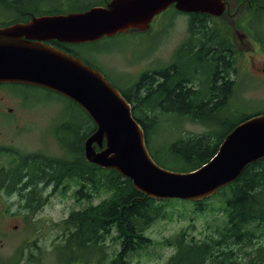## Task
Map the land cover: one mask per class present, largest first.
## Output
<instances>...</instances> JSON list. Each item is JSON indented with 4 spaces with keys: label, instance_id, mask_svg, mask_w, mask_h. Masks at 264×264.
I'll list each match as a JSON object with an SVG mask.
<instances>
[{
    "label": "trees",
    "instance_id": "1",
    "mask_svg": "<svg viewBox=\"0 0 264 264\" xmlns=\"http://www.w3.org/2000/svg\"><path fill=\"white\" fill-rule=\"evenodd\" d=\"M42 1L46 0L34 3L30 0H0V7L10 13L0 22V27L27 21L32 16L82 12L94 6H104L110 0H57L50 6L40 5ZM70 1L75 3L71 8L68 7ZM188 16V36L176 49L171 63L144 72L128 90L118 88L132 106V116L144 131L147 147L161 123L156 119L158 113L175 114L209 127L203 134L178 138L152 153L148 150L159 166L174 172H189L208 162L225 135L249 116L243 115L234 123H226L223 131L216 132L215 128L225 123L219 115L231 107L229 99L235 90L222 76V72L227 74L230 68L227 61L229 39L210 24V16ZM51 44L76 54L73 51L75 45L56 41ZM58 97L71 104L66 98ZM71 105L82 111L77 105ZM83 114V121L73 128V132L79 130L74 145L65 142L60 135L58 137L65 156L51 158L26 154L19 165L16 163L7 169L5 176L9 184L3 180L2 185L10 192L15 187L10 180L11 173L20 167L24 176L16 175V179L24 177L22 185L31 191L41 184L58 188L67 181H74L79 187L75 192L78 197L89 199L103 192L106 196L96 205L72 211L61 221L63 229L71 230L63 249L73 253L88 249L99 251L103 238L114 232L121 248L113 264H126L129 254L148 246L145 229L154 220L165 216V207L172 200L145 197L133 187L130 179L114 170L88 163L83 155V142L94 131L95 125L86 113ZM65 125L60 123L56 134L64 132ZM217 193L224 198L223 225H218L214 235L204 240L191 238L186 241L185 234L177 235L174 239L176 252L166 264H264V240L261 239L264 234V158L249 164L234 182ZM22 197L26 208L35 210L41 205V197ZM206 200L191 202L194 210H203Z\"/></svg>",
    "mask_w": 264,
    "mask_h": 264
},
{
    "label": "rangeland",
    "instance_id": "2",
    "mask_svg": "<svg viewBox=\"0 0 264 264\" xmlns=\"http://www.w3.org/2000/svg\"><path fill=\"white\" fill-rule=\"evenodd\" d=\"M53 3L57 0L42 1L40 5ZM68 3L71 8L74 1ZM251 12L247 11L245 18L250 17ZM8 14L0 7V22L7 19ZM226 14L223 19L211 20L210 24L230 36V20L243 18L244 11L241 8L232 10L231 17ZM188 20L187 15L169 9L153 19L148 32H127L96 43L75 45V52L83 60L98 66L115 87L128 90L143 72L156 70L172 61L174 51L187 38ZM254 27L264 43V13L260 26ZM251 34L255 35L253 31ZM239 74L233 103L219 115L225 123L215 128L217 133L223 131L226 123H234L243 115L264 111V78L257 79L243 71ZM77 111L56 94L38 87L0 86V147L15 150L20 155L61 158L66 153L58 140L59 135L70 145L79 138V130L76 133L73 128L84 117ZM158 114L156 119L161 123L148 145L151 153L178 138L200 135L209 130L203 124L189 122L175 114ZM60 123L66 124L65 131L56 134L55 129ZM11 160L12 156L4 152L0 155V167L7 166ZM78 189L74 181H67L58 188L37 186L34 196L41 197V205L35 210L26 208L25 201L18 194H7L0 189V263L113 264L121 248L114 232L103 238L99 251L88 249L73 253L63 249L71 230L63 229L61 221L72 211L96 205L106 196L101 192L89 199L78 197L75 193ZM223 202L221 193L207 198L201 211L194 210L188 201L174 199L168 202L165 216L154 220L144 231L149 239L148 246L129 254L126 264H166L176 252L174 239L177 235L185 234L186 241L191 238L204 240L214 235L215 228L225 222Z\"/></svg>",
    "mask_w": 264,
    "mask_h": 264
},
{
    "label": "water",
    "instance_id": "3",
    "mask_svg": "<svg viewBox=\"0 0 264 264\" xmlns=\"http://www.w3.org/2000/svg\"><path fill=\"white\" fill-rule=\"evenodd\" d=\"M235 0H111L83 12L41 15L0 28V84L17 83L55 91L79 105L96 129L83 144L87 162L115 170L154 200L199 201L236 180L264 158V113L245 119L225 135L208 162L190 172L157 165L148 153L130 104L103 75L49 43L95 42L149 28L167 9L220 17Z\"/></svg>",
    "mask_w": 264,
    "mask_h": 264
},
{
    "label": "flooded vegetation",
    "instance_id": "4",
    "mask_svg": "<svg viewBox=\"0 0 264 264\" xmlns=\"http://www.w3.org/2000/svg\"><path fill=\"white\" fill-rule=\"evenodd\" d=\"M238 8H248L247 11L252 9L251 14H254L253 16L245 18L247 16L246 11L243 15V18H233V20H230L229 23L231 26V30L230 36H227V38L229 39L230 44V56L227 61L230 62V68L228 69L227 74L223 71L222 76L226 81H228V84L231 87L234 86L235 88L238 85L237 83L240 75L239 73H242V71L246 74H252L257 79H260L261 77L264 78V43L260 38V32L258 31V29L256 31V28L254 27L256 26L258 28V26H260L261 15H263L264 13V0H256L252 3L251 0H235L230 4L231 12L229 13V17H231L232 15V10L239 11ZM238 23H240V25ZM252 31L253 33H255V35L251 34ZM233 99L234 90L232 96L229 99L230 104L233 103ZM4 152L12 156V160L7 166H3L2 168L0 167V189H3L5 192H7L6 186L2 185L3 180H5L7 184H9L8 178L7 176H5V173L7 169L11 167V165H15L16 163L19 165L20 161L23 160L25 154L20 155V153L15 150H11L1 146L0 155L4 154ZM20 169V167L14 169L11 173V175H13L14 177L11 176L10 180L12 179L11 181L15 183V187L10 193H16L18 195H21L23 193L24 195V193L27 191V189L22 185L25 178L21 177V179L18 181L16 179V175L24 176V170ZM18 172H22L23 174H18Z\"/></svg>",
    "mask_w": 264,
    "mask_h": 264
}]
</instances>
